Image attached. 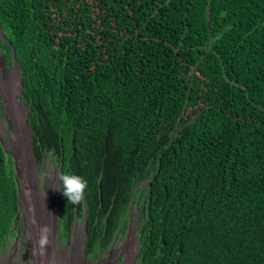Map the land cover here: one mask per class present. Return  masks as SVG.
<instances>
[{
	"label": "trees",
	"instance_id": "16d2710c",
	"mask_svg": "<svg viewBox=\"0 0 264 264\" xmlns=\"http://www.w3.org/2000/svg\"><path fill=\"white\" fill-rule=\"evenodd\" d=\"M0 32L38 164L87 181L64 239L86 213L97 256L135 206L138 264H264V0H0ZM18 193L0 142V249Z\"/></svg>",
	"mask_w": 264,
	"mask_h": 264
},
{
	"label": "rangeland",
	"instance_id": "374dc122",
	"mask_svg": "<svg viewBox=\"0 0 264 264\" xmlns=\"http://www.w3.org/2000/svg\"><path fill=\"white\" fill-rule=\"evenodd\" d=\"M192 68V73L199 75L204 81L208 82L211 86H213L214 82L210 78L203 75L195 66H193ZM16 75L20 76L18 72L16 73ZM9 81L10 80H8V83L5 85L8 90L10 83ZM17 82H19L18 79ZM196 107H199L198 112H195L194 108L189 107L184 112L183 117L188 119L190 116H192L193 119H195L199 115L207 114L208 111L212 108L210 103L206 104L202 101L200 102L199 106ZM8 109V120L10 124L16 128V132H14L13 135L15 133L17 135L19 131L17 124L14 123V115L11 106H9V103ZM23 132L26 139L27 133L24 128ZM36 171L37 182L46 185H48L47 183L49 178L52 177L53 179H56L60 174L59 169H56L55 163L52 161L51 156L46 158L43 163L39 166L36 162ZM19 180L20 182H24L21 176H19ZM59 185L60 181L57 183L58 188ZM27 189L28 190L26 192H28L29 195L36 194V188L34 186L29 185ZM39 190L43 191V188L40 186ZM49 193L51 197H53V201L51 202V211L53 212L52 222L54 223V228H52L51 233V251L46 257H44V259H47L50 264H69V261L71 264H137V253L139 249L140 240L138 236V231L140 227L138 215L140 211L135 206L131 210L130 215L128 217L129 223L126 232L124 234L122 232H119L117 234L116 239L108 249L100 251L97 256H90L85 250L86 236L83 221L81 219H77L71 227L69 239L67 240L68 234L67 237L64 239L62 228L60 231L58 216L55 209L58 190H52V192ZM42 198L44 197L42 196L40 198V202ZM34 205H37L36 200L34 201ZM30 207L31 205L23 206V218L21 221V225L19 226V232L17 231V234H15V236L7 238V247L5 248L2 256H0L1 264H6L7 260H5L4 263L2 262V260H4L5 258H10V260H12L11 264H34V249H38L40 247L38 243L40 239V231L44 226H47V224L45 220V209L42 211L40 209H37L34 220L35 222L32 227V232L35 236V238H33L31 230L29 229L31 215L30 213H28V210ZM82 230L83 242L81 237ZM34 240L36 241L35 243ZM48 245L50 246V243ZM70 257L72 258L69 260Z\"/></svg>",
	"mask_w": 264,
	"mask_h": 264
},
{
	"label": "clouds",
	"instance_id": "9594fccd",
	"mask_svg": "<svg viewBox=\"0 0 264 264\" xmlns=\"http://www.w3.org/2000/svg\"><path fill=\"white\" fill-rule=\"evenodd\" d=\"M0 34L3 35L2 32H0ZM14 63H17L18 66H19V63L16 61L15 56H14V61L12 63L15 70L13 71L12 77L10 78V81H9L10 82L9 83V90L6 87H4V91H5V107H6V109H8V99H7L6 91H8L10 93V95L13 96L16 100L20 101V103H21L22 106L24 105L23 102L26 101L25 98H24V96H20V92L22 91V84H23L22 77H21V70H20V67H19V71H18L17 68L14 66ZM15 72L16 73L18 72L20 76H17L15 74ZM18 78H19V82H17V79ZM11 79H13V81H15L16 85H13L11 83ZM19 83H20V85H19ZM27 105H28V102H27ZM27 113L25 112V116H27ZM30 134L32 136V127L31 126H30ZM12 139H14V142L13 141L12 142H13V146H14L15 155L13 156L9 152V149H10L9 146H8V149H7V153L10 154V156L12 157L13 165H14V169H15V173L17 175V169L16 168H18V170L20 168V170H21V164H20V159H19V155H18V150H17L16 145H15V140H18L19 139L18 134L16 135V133H15L12 136ZM31 139H32V137H31ZM32 143H33V140H32ZM33 149H34V146H33ZM34 154H35V152H34ZM35 157H36L37 165L39 166L36 154H35ZM14 158H17L16 162H15V159ZM55 166H56V169H57L58 168L57 164H55ZM59 172H60V174H59L58 178L55 179V180H57V182H56V185L53 188V190H58V194H59V191H61V190H60V188L57 187V183L59 181H61L62 182V185H63V190L61 192H62L63 196H65L67 198L68 202L69 203H72V204L81 203L83 201V199H84V190L88 186L87 185V181L83 177H80V176H77V175L61 174V169H59ZM20 176L24 180L22 170L20 171ZM16 181H17L18 189H19V183H18L17 176H16ZM34 181L36 182V186H37V194H36L37 197H41L44 192L50 190V186H49L48 183H47L48 185L41 184V183L37 182L36 178H35ZM19 182H20V180H19ZM20 184H21V187H22V190H21L22 191V196L20 198V203H19V193H18L19 213H18V215H16V217L14 219V225H13V228L16 231L15 234H17V231L19 232V226L21 225V221H22V218H23L22 217V214H23L22 208H23V206L24 205H31L25 199V197L26 198H30V196H28V195L25 196L24 195L25 193H28V192H26L28 189L24 186V182H20ZM144 184H145V182L142 183L141 186H143ZM40 186L43 188V191H40L39 190V187ZM59 187H60V185H59ZM58 194H57V198H58ZM56 201H57V199H56ZM55 205H56V203H55ZM39 207H41L44 210V204L31 205V207L29 209H34V208H39ZM55 209H56V207H55ZM85 216H86V213L84 214V217L81 220L83 221V226L85 227V230H86L87 225H86V218H85ZM18 221H19V224H18ZM58 222H59V220H58ZM59 227H60V225H59ZM50 231L51 230L47 226H44L41 229V231H40V239L38 241L39 246H40L41 249H43L46 245H48V243H49L48 234L50 233ZM60 231H61V228H60ZM69 233H70V231H69ZM69 233H68L67 240L69 239ZM15 234H10V235H8V237L15 236ZM6 247H7V242H6V245H4V246L1 247V249H0V256H2V254L4 253V250H5ZM85 250H86V244H85ZM7 259H10V258H5L4 260H2V262L4 263V261L7 260Z\"/></svg>",
	"mask_w": 264,
	"mask_h": 264
},
{
	"label": "bare ground",
	"instance_id": "6f19581e",
	"mask_svg": "<svg viewBox=\"0 0 264 264\" xmlns=\"http://www.w3.org/2000/svg\"><path fill=\"white\" fill-rule=\"evenodd\" d=\"M18 81H19V78H18ZM11 83L13 85H16L13 79H11ZM6 94H7L9 106H11L12 112L14 115V123L17 124L18 131H19L18 133L19 139L15 140V145L18 150V155L20 159L21 170H22L23 178H24V186L26 188L29 185L34 186L36 188V194H37V186H36V182L34 181L36 178L37 171H36V162H35L33 143H32L31 134H30V126L26 122L25 110H24V107H22L20 101L16 100L13 96H11L8 91H6ZM23 128L26 130V133H27L26 139H25V135L23 132ZM56 182L57 180L53 179L52 177L48 179L50 190H48V192L43 193L42 196L44 198H42L41 202H40V198L42 196L37 197L36 194L34 195H29L28 193L24 194L25 196L26 195L30 196V198L25 197L26 201L29 204L34 205L35 200H36L37 205L44 204V209L46 213V217H45L46 224H47V227L51 230L50 233L48 234V240H49L50 246L46 245L43 249H41L40 247L38 249H34V256H33L34 264H50L47 259H44V257H46L49 254V252L51 251V247H52L51 233H52V228H54V223L52 222L53 212L51 211L52 210L51 202L53 201V197H51L49 192H52L53 188L56 185ZM37 209H40L41 211L43 210L41 207L28 210V213H30L31 215L29 229L31 230L33 238H35V236L32 232V227L35 222L34 220H35ZM35 242L36 241L34 240V243ZM71 258L72 257H70L69 260ZM11 263H12V260L7 259L6 264H11ZM69 264H71L70 261H69Z\"/></svg>",
	"mask_w": 264,
	"mask_h": 264
},
{
	"label": "flooded vegetation",
	"instance_id": "af4514ba",
	"mask_svg": "<svg viewBox=\"0 0 264 264\" xmlns=\"http://www.w3.org/2000/svg\"><path fill=\"white\" fill-rule=\"evenodd\" d=\"M3 36H0V137H5L9 152L14 156V146L12 142L13 133L16 132V128L12 126L8 120L7 109L5 107V91L4 87L8 83V80L12 77L15 70L13 64L9 65L8 56L3 49L4 42H6ZM16 74V72H15Z\"/></svg>",
	"mask_w": 264,
	"mask_h": 264
},
{
	"label": "water",
	"instance_id": "95a60500",
	"mask_svg": "<svg viewBox=\"0 0 264 264\" xmlns=\"http://www.w3.org/2000/svg\"><path fill=\"white\" fill-rule=\"evenodd\" d=\"M14 66L17 68V70L19 71V66H18V64L17 63H14ZM23 106H24V110H25V112L27 113L28 112V105H27V102L26 101H24L23 102ZM26 122H27V116H26ZM28 123V122H27ZM29 125V124H28ZM12 141L14 142V139H12ZM0 142H1V144H2V146H3V148L5 149V151L7 152V149H8V143H7V140H5V138L4 137H0ZM15 159V162H16V160H17V158H14ZM17 169V179H18V183H19V203H20V198H21V196H22V187H21V184H20V182H19V176H20V171L18 170V168H16ZM85 220V219H84Z\"/></svg>",
	"mask_w": 264,
	"mask_h": 264
}]
</instances>
